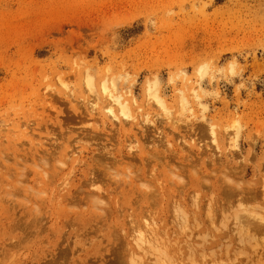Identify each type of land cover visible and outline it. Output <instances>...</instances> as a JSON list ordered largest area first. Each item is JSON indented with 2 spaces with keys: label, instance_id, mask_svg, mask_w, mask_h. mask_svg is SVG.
<instances>
[{
  "label": "rangeland",
  "instance_id": "374dc122",
  "mask_svg": "<svg viewBox=\"0 0 264 264\" xmlns=\"http://www.w3.org/2000/svg\"><path fill=\"white\" fill-rule=\"evenodd\" d=\"M0 264H264V0H0Z\"/></svg>",
  "mask_w": 264,
  "mask_h": 264
},
{
  "label": "bare ground",
  "instance_id": "6f19581e",
  "mask_svg": "<svg viewBox=\"0 0 264 264\" xmlns=\"http://www.w3.org/2000/svg\"><path fill=\"white\" fill-rule=\"evenodd\" d=\"M90 82V81H89ZM114 101L118 104V105H120L121 106V111L124 113V106L121 104V102H120V95L119 94H116L115 96H114ZM141 177V176H140ZM139 177V178H140ZM135 178V177H134ZM135 180V179H134ZM137 180V179H136ZM135 189V188H134ZM113 190V189H112ZM137 191V190H136ZM136 194H138V193H136ZM140 196V195H139ZM142 198V197H141ZM145 198V197H144ZM153 199V198H152ZM149 200V199H148ZM147 200V201H148ZM154 200V199H153ZM158 200V199H157ZM156 202V201H155ZM140 203V202H139ZM147 204V203H146ZM145 206V205H144ZM147 206V205H146ZM152 207V206H151ZM146 208V207H145ZM148 208V207H147ZM150 208V207H149ZM142 209V208H141ZM144 209V208H143Z\"/></svg>",
  "mask_w": 264,
  "mask_h": 264
}]
</instances>
